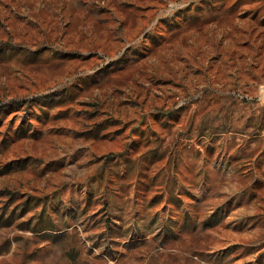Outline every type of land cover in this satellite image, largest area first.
I'll return each mask as SVG.
<instances>
[{"label":"rangeland","instance_id":"rangeland-1","mask_svg":"<svg viewBox=\"0 0 264 264\" xmlns=\"http://www.w3.org/2000/svg\"><path fill=\"white\" fill-rule=\"evenodd\" d=\"M0 264H264V0H0Z\"/></svg>","mask_w":264,"mask_h":264}]
</instances>
